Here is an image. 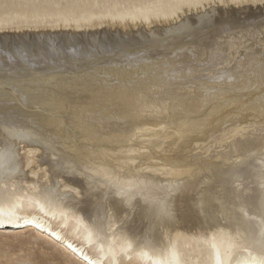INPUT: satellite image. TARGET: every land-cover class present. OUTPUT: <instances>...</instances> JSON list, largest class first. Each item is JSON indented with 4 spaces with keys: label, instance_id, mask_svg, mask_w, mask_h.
Instances as JSON below:
<instances>
[{
    "label": "bare ground",
    "instance_id": "bare-ground-1",
    "mask_svg": "<svg viewBox=\"0 0 264 264\" xmlns=\"http://www.w3.org/2000/svg\"><path fill=\"white\" fill-rule=\"evenodd\" d=\"M77 2L0 13V225L75 264H264V0Z\"/></svg>",
    "mask_w": 264,
    "mask_h": 264
},
{
    "label": "rangeland",
    "instance_id": "rangeland-1",
    "mask_svg": "<svg viewBox=\"0 0 264 264\" xmlns=\"http://www.w3.org/2000/svg\"><path fill=\"white\" fill-rule=\"evenodd\" d=\"M66 1L68 0H32L28 3L26 0H0V13L11 12L12 10L25 11L33 5L45 6L47 3L49 7H60L62 9ZM76 1H78V4L83 5L86 2L91 3L94 1L112 3L114 0ZM138 1L140 0H117V7H126L136 4ZM51 19L50 17L45 19L39 17L35 21L46 22ZM30 20L34 21L33 18ZM15 228V226L0 227V264H75L70 262L68 255L59 247L45 239L38 238L34 231H16Z\"/></svg>",
    "mask_w": 264,
    "mask_h": 264
}]
</instances>
